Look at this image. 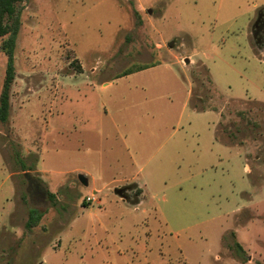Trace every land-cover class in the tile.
I'll return each mask as SVG.
<instances>
[{
  "label": "rangeland",
  "instance_id": "1",
  "mask_svg": "<svg viewBox=\"0 0 264 264\" xmlns=\"http://www.w3.org/2000/svg\"><path fill=\"white\" fill-rule=\"evenodd\" d=\"M20 7L0 264H264V0Z\"/></svg>",
  "mask_w": 264,
  "mask_h": 264
},
{
  "label": "trees",
  "instance_id": "2",
  "mask_svg": "<svg viewBox=\"0 0 264 264\" xmlns=\"http://www.w3.org/2000/svg\"><path fill=\"white\" fill-rule=\"evenodd\" d=\"M23 1L25 0H0V39H2L1 48L7 57L5 79L0 95V120L3 123L8 121L10 115V90L16 77L15 50L22 24V10L20 4ZM255 42L256 45L264 47V45L259 40H255ZM147 67H149V65H141L137 68L129 69L122 73L121 76ZM22 159L23 158H19V162H21ZM21 167L23 168V171L27 170L25 164H21ZM129 201L131 203L137 204L140 201V197L137 196L135 198H130ZM42 215L43 212L41 210L31 209L29 212L27 227L31 228L36 226L39 223Z\"/></svg>",
  "mask_w": 264,
  "mask_h": 264
},
{
  "label": "flooded vegetation",
  "instance_id": "3",
  "mask_svg": "<svg viewBox=\"0 0 264 264\" xmlns=\"http://www.w3.org/2000/svg\"><path fill=\"white\" fill-rule=\"evenodd\" d=\"M252 36L264 45V10L258 15L252 28Z\"/></svg>",
  "mask_w": 264,
  "mask_h": 264
},
{
  "label": "water",
  "instance_id": "4",
  "mask_svg": "<svg viewBox=\"0 0 264 264\" xmlns=\"http://www.w3.org/2000/svg\"><path fill=\"white\" fill-rule=\"evenodd\" d=\"M79 180H80V182L83 183V184H88V180H87L86 176L83 175V174H80V175H79ZM127 189H129V186L117 187V188L115 189V193H116L118 196H120L122 199H124V200H128V199H129V195H128V193H127Z\"/></svg>",
  "mask_w": 264,
  "mask_h": 264
},
{
  "label": "crops",
  "instance_id": "5",
  "mask_svg": "<svg viewBox=\"0 0 264 264\" xmlns=\"http://www.w3.org/2000/svg\"><path fill=\"white\" fill-rule=\"evenodd\" d=\"M149 67H147V68H144V69H141V70H137V71H134V72H132V73H129V74H127V75H124V76H132V75H134V74H136V73H139V72H142V71H145V70H147ZM107 85H109V83H108V81H106L105 83H104V87H106ZM219 114H220V118H221V116H222V114H223V112H221L220 110H219ZM42 158H41V156H40V160L38 161V165H37V168H38V171H41V169H40V167L42 166ZM30 170V169H29ZM28 169L27 170H25L24 172L25 173H28V171H29ZM73 171L75 172V171H77V172H82L81 171V169H73ZM140 186V185H139ZM120 197V196H119ZM120 199H122L121 197H120ZM122 200H124V199H122ZM99 201V200H98ZM125 201V200H124ZM142 202H143V200H142V198H140V201H139V203H137L136 205H140V204H142Z\"/></svg>",
  "mask_w": 264,
  "mask_h": 264
},
{
  "label": "built area",
  "instance_id": "6",
  "mask_svg": "<svg viewBox=\"0 0 264 264\" xmlns=\"http://www.w3.org/2000/svg\"><path fill=\"white\" fill-rule=\"evenodd\" d=\"M87 201H98V199L95 196H88Z\"/></svg>",
  "mask_w": 264,
  "mask_h": 264
}]
</instances>
